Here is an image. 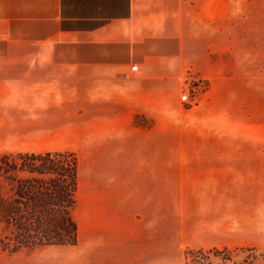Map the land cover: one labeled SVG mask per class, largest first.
I'll list each match as a JSON object with an SVG mask.
<instances>
[{"label": "crops", "instance_id": "obj_1", "mask_svg": "<svg viewBox=\"0 0 264 264\" xmlns=\"http://www.w3.org/2000/svg\"><path fill=\"white\" fill-rule=\"evenodd\" d=\"M247 3L264 18V0ZM240 8V0H0V145L119 163L117 172L112 163L84 173L83 186L79 173L77 205L89 222H77V245L61 246L55 264H160L161 233L169 243L183 225L176 173H127L128 163L141 166L143 147L159 143L160 115L165 107L170 115L189 70L212 80L207 50ZM239 35L233 42L250 47Z\"/></svg>", "mask_w": 264, "mask_h": 264}, {"label": "rangeland", "instance_id": "obj_2", "mask_svg": "<svg viewBox=\"0 0 264 264\" xmlns=\"http://www.w3.org/2000/svg\"><path fill=\"white\" fill-rule=\"evenodd\" d=\"M240 1L239 12L225 15L219 45L207 50L212 80L189 70L176 86L170 115L166 107L160 115L159 143L143 147L149 154L141 166L128 163L127 173H176V213L183 225L176 226L169 243L161 233L160 264H264V18L251 17L263 12L249 11L251 0ZM260 1L255 0L257 7ZM238 35L251 41L250 47L235 44L232 37ZM188 88L195 93L192 105L181 100ZM136 122L152 126L146 117ZM26 151L0 145V155L47 152ZM48 152L79 163L80 186L84 173H105L112 163L119 170V163H89L75 152ZM83 194L77 192L72 217L88 224L77 205ZM65 249L4 252L0 264H55Z\"/></svg>", "mask_w": 264, "mask_h": 264}, {"label": "trees", "instance_id": "obj_3", "mask_svg": "<svg viewBox=\"0 0 264 264\" xmlns=\"http://www.w3.org/2000/svg\"><path fill=\"white\" fill-rule=\"evenodd\" d=\"M62 153L0 155V254L74 246L79 163Z\"/></svg>", "mask_w": 264, "mask_h": 264}, {"label": "built area", "instance_id": "obj_4", "mask_svg": "<svg viewBox=\"0 0 264 264\" xmlns=\"http://www.w3.org/2000/svg\"><path fill=\"white\" fill-rule=\"evenodd\" d=\"M137 70H138L137 65L132 67V71H137ZM181 100L183 103H185L187 105H192L194 100H195L194 90H192L190 88L186 89V91L181 96Z\"/></svg>", "mask_w": 264, "mask_h": 264}]
</instances>
